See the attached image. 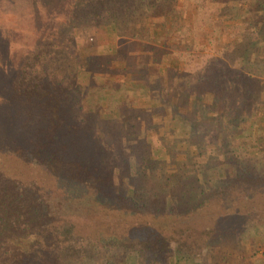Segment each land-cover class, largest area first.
Here are the masks:
<instances>
[{"label": "rangeland", "instance_id": "374dc122", "mask_svg": "<svg viewBox=\"0 0 264 264\" xmlns=\"http://www.w3.org/2000/svg\"><path fill=\"white\" fill-rule=\"evenodd\" d=\"M74 1L0 0V84L26 68L60 85L61 117L85 134L83 160L109 168L135 203L171 209L219 188L237 159L264 174L254 118L264 115V41L243 58L254 34L235 22L250 12L246 0H81L88 7L76 12ZM227 95L244 103L236 121L223 116ZM6 106L0 91L7 119ZM33 110L15 103L11 122L31 126ZM5 133L0 127V143L12 139ZM249 196L235 207L257 210L259 228L214 243L207 260L164 254L158 264H264V190ZM203 226H178L176 239L194 244ZM9 250L0 244V258ZM83 254L73 264L89 262Z\"/></svg>", "mask_w": 264, "mask_h": 264}, {"label": "trees", "instance_id": "16d2710c", "mask_svg": "<svg viewBox=\"0 0 264 264\" xmlns=\"http://www.w3.org/2000/svg\"><path fill=\"white\" fill-rule=\"evenodd\" d=\"M246 1L250 12L236 14L235 22L239 29L244 25V31L255 35L247 39L245 59L248 51L264 41V0ZM81 4L75 0L70 7L75 12L88 7ZM50 39L40 38L45 44ZM170 62L178 66L177 59ZM22 71L15 81L0 84L8 110L6 119L2 116L5 108L0 109V127L12 138L0 143V244L10 249L0 264H73L83 253L89 261L86 264H158L157 256L164 254L207 260L214 243L239 237L262 224L257 210L242 213L235 207L239 199L264 190V174L254 175L238 159L219 188L201 192V197L189 204L171 209L135 203V191L126 187L123 193L109 168L83 160L85 134L61 117L60 85L33 79L26 68ZM222 102L225 120H238L239 105L244 103L231 95ZM15 103L32 104L36 114L30 115L38 117L31 126L20 116L16 124L11 122ZM259 104L258 100L251 110L259 113ZM259 115L254 117L256 126L264 130V115ZM202 223L205 226L194 244L176 239L178 226Z\"/></svg>", "mask_w": 264, "mask_h": 264}]
</instances>
